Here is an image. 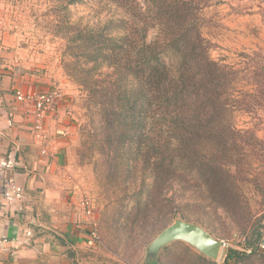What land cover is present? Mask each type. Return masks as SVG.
<instances>
[{
	"label": "trees",
	"instance_id": "trees-1",
	"mask_svg": "<svg viewBox=\"0 0 264 264\" xmlns=\"http://www.w3.org/2000/svg\"><path fill=\"white\" fill-rule=\"evenodd\" d=\"M55 1L66 11L59 25L66 68L93 110L89 154L78 152L103 190V231L123 237L159 224L161 231L180 216L245 232L259 213L245 190L257 183L246 158L258 137L235 124L238 73L211 58L202 33L209 0H99L114 13L95 24L70 22L69 6L84 0ZM256 231L243 249L228 247L222 262L175 241L144 264H169L172 249L173 264H264V236Z\"/></svg>",
	"mask_w": 264,
	"mask_h": 264
},
{
	"label": "rangeland",
	"instance_id": "rangeland-1",
	"mask_svg": "<svg viewBox=\"0 0 264 264\" xmlns=\"http://www.w3.org/2000/svg\"><path fill=\"white\" fill-rule=\"evenodd\" d=\"M58 5L55 0H0V60H2L0 64L10 71L27 72L36 80L48 78V81L42 83L49 89L34 91L56 90L61 94V101L65 103L64 110L67 113L65 116L70 119L73 126L68 133L74 142L73 166L79 169L77 179L82 184L76 205L81 208L84 200L88 198L94 207L92 216L84 211L82 213L88 219L87 234L92 239L94 248L92 252L83 253V257L85 254L87 257L85 263L144 264L149 244L162 231H158L160 224L154 228L147 225L144 231H141L138 225L134 227L135 233L123 237L117 236V232L113 231L106 234V230L103 231L101 226L100 221L106 206V201L101 198L104 195L103 190L99 188L93 164L89 162L82 164L78 152L82 148L89 154L85 143L90 142L87 127L92 123L93 110L89 104L88 91L72 79L66 68L65 64L70 61L66 54L68 42L59 32L62 30L59 25L65 20L66 11L63 9H61L63 12L60 11ZM113 13V8L106 7L99 0H84L82 3L69 6L68 17L71 23L95 24ZM117 14L122 13L118 11ZM202 16L204 20L202 33L204 38L208 39L211 58L227 65L235 74L238 73L233 92L235 98H232V104H235L233 109L235 124L238 128L255 132L258 137L257 141L250 139L256 143L249 147L247 151L249 155L245 157L249 163L247 165H250L247 171L258 183L250 181L245 188L247 204L259 212L253 218V225L245 232L228 223H220L219 220L210 227L204 225L215 237L227 242L217 260L222 262L228 247L243 249L246 239L249 235H255L257 229H261L264 236V207L260 209L264 198V0H209ZM34 115L37 118L36 110ZM34 137L38 139L35 135ZM47 145L46 149L42 150L43 155L56 150V145H51L50 148H47ZM9 163L10 161L7 164ZM111 195L113 198L118 197V200L123 199V194L119 192ZM15 200L21 201L19 198L13 201ZM125 202H128V199ZM80 210L77 208V211L82 212ZM177 218L182 217L178 216L175 219ZM193 218L191 217L189 221L194 222ZM259 218H262L261 223L258 222ZM94 220L97 221L96 237L92 236ZM261 224L263 228L259 227ZM26 235H34L30 227L26 228ZM175 257V251L172 249L164 260L173 264L177 261Z\"/></svg>",
	"mask_w": 264,
	"mask_h": 264
},
{
	"label": "crops",
	"instance_id": "crops-1",
	"mask_svg": "<svg viewBox=\"0 0 264 264\" xmlns=\"http://www.w3.org/2000/svg\"><path fill=\"white\" fill-rule=\"evenodd\" d=\"M42 81L48 78L36 80L0 64V236L8 238L0 245V264H84L83 253L94 249L88 219L76 205L82 184L73 166L74 142L68 136L73 126L65 103L59 99L49 110L43 120L47 138L39 140L33 133L34 105L15 96L17 90L49 89ZM46 145L57 147L43 155ZM13 184L24 188L23 200L4 197ZM29 227L33 236L26 235Z\"/></svg>",
	"mask_w": 264,
	"mask_h": 264
},
{
	"label": "water",
	"instance_id": "water-1",
	"mask_svg": "<svg viewBox=\"0 0 264 264\" xmlns=\"http://www.w3.org/2000/svg\"><path fill=\"white\" fill-rule=\"evenodd\" d=\"M175 241L186 242L214 260L220 258L221 251L225 246L224 240L215 237L204 226L183 218H177L149 244L146 258L156 260L162 248Z\"/></svg>",
	"mask_w": 264,
	"mask_h": 264
},
{
	"label": "built area",
	"instance_id": "built-area-1",
	"mask_svg": "<svg viewBox=\"0 0 264 264\" xmlns=\"http://www.w3.org/2000/svg\"><path fill=\"white\" fill-rule=\"evenodd\" d=\"M15 96L20 101L32 102L35 105L37 118H35V123L33 125V133L39 140L46 139L47 136H46V133L43 127V120L47 116V112H49V110H51L53 105H55L58 102L61 94L56 92V90L38 91V92L34 90H31L29 92L18 90ZM12 163L13 162L10 161L8 166ZM3 195L5 198L11 201L17 198L23 200L26 196L24 188L18 184L11 185V187L7 189ZM83 203L84 204L82 208L84 212H86V214H88L89 216H92L93 211H94L92 202L88 198H86ZM23 208L24 206L21 207V210L25 209ZM93 225L95 228L92 229V236L96 237L97 236V231H96L97 221L96 220L93 221ZM5 242H8V238L0 236V245H2ZM226 244L227 242L225 241V245ZM260 247L261 249H264V242L260 245Z\"/></svg>",
	"mask_w": 264,
	"mask_h": 264
}]
</instances>
